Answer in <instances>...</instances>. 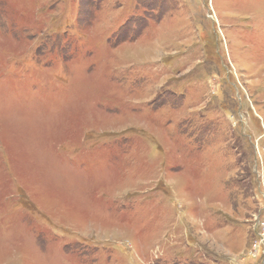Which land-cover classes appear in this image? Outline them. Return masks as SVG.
I'll use <instances>...</instances> for the list:
<instances>
[{
  "label": "rangeland",
  "instance_id": "rangeland-1",
  "mask_svg": "<svg viewBox=\"0 0 264 264\" xmlns=\"http://www.w3.org/2000/svg\"><path fill=\"white\" fill-rule=\"evenodd\" d=\"M0 264H264V0H0Z\"/></svg>",
  "mask_w": 264,
  "mask_h": 264
}]
</instances>
